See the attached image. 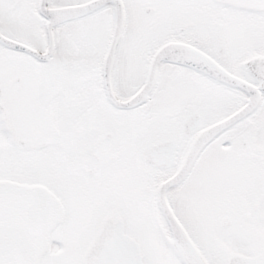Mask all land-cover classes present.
<instances>
[{"label": "snow or ice", "instance_id": "6c2138e0", "mask_svg": "<svg viewBox=\"0 0 264 264\" xmlns=\"http://www.w3.org/2000/svg\"><path fill=\"white\" fill-rule=\"evenodd\" d=\"M0 264H264V0H0Z\"/></svg>", "mask_w": 264, "mask_h": 264}]
</instances>
